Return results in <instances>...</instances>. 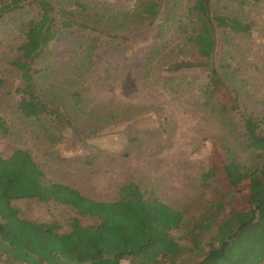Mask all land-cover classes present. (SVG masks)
I'll return each instance as SVG.
<instances>
[{
  "label": "rangeland",
  "instance_id": "obj_1",
  "mask_svg": "<svg viewBox=\"0 0 264 264\" xmlns=\"http://www.w3.org/2000/svg\"><path fill=\"white\" fill-rule=\"evenodd\" d=\"M48 1L56 34L34 58L35 91L64 118L26 117L17 109L23 81L11 61L20 55L25 24L40 14L37 2L27 0L0 17V116L9 129L0 132V155L27 149L47 180L96 200H115L121 186L134 182L144 197L182 212L184 225L172 234L186 245V227L217 198L212 185L231 202L223 218L246 210L252 178L230 188L222 165L230 157L264 175V149L247 146L256 121L264 133V0L210 1L212 12L250 27L239 33L216 28L210 65L219 78L208 65L169 69L203 60L187 39L193 0H158L153 22L134 12L136 0ZM62 9L73 12L71 26L63 25ZM12 204L23 218L57 222L59 231H67L75 215L68 206L36 199Z\"/></svg>",
  "mask_w": 264,
  "mask_h": 264
},
{
  "label": "trees",
  "instance_id": "obj_2",
  "mask_svg": "<svg viewBox=\"0 0 264 264\" xmlns=\"http://www.w3.org/2000/svg\"><path fill=\"white\" fill-rule=\"evenodd\" d=\"M25 1L0 0V17ZM35 1L40 7L39 17L25 24L20 55L11 61L23 81L17 109L26 117L52 114L60 121L64 114L42 102L35 91L39 69L33 66L34 58L56 34L51 3ZM210 1L193 0L191 10L195 17L190 25L192 33L187 36L203 60L180 61L171 65L170 70L208 65L217 78L215 67L210 65L216 47V28L236 33L249 31L248 23L212 12ZM61 11L66 18L63 25L71 26L75 22L73 12ZM159 11L158 0H136L134 12L143 20L153 22ZM221 105L227 110L226 104ZM258 121L246 135L247 146L264 149V133L257 130ZM0 132H9L1 116ZM256 171L244 169L236 159L227 158L222 173L230 188L237 189L246 178H252L249 206L243 211L232 209L223 218L225 206L231 202L226 191L212 185L217 198L209 212L200 214L186 227L182 235L189 242L186 245L172 234L184 225L182 212L157 197H144L136 183L121 186L115 200H96L66 184L47 180L30 152L15 148L8 156L0 155V260L6 264H121L122 260L131 264H260L264 260V175L255 174ZM206 177L204 174L201 178L205 185ZM18 199L62 204L73 209L75 215L69 221V229L59 231L55 221L21 217L12 204ZM81 218L92 222L82 224ZM206 233L211 234L203 242ZM190 254L196 259L188 261Z\"/></svg>",
  "mask_w": 264,
  "mask_h": 264
}]
</instances>
